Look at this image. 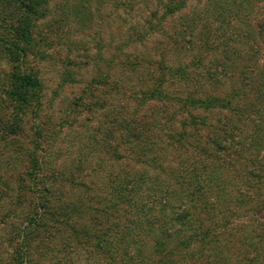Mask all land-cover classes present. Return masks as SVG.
<instances>
[{"label":"rangeland","instance_id":"374dc122","mask_svg":"<svg viewBox=\"0 0 264 264\" xmlns=\"http://www.w3.org/2000/svg\"><path fill=\"white\" fill-rule=\"evenodd\" d=\"M27 46L22 66L36 77L39 104L23 113L5 96L12 64L0 52V119L12 127L0 130V264L14 231L8 222L27 209L14 190L36 163L41 176L72 174L85 183L87 191L62 186L68 202L106 212L131 236L104 249L77 247L68 261L35 257L32 264H264V149L234 147L262 108L255 99L264 97V0H50ZM191 95L222 103L183 105ZM190 116L202 122L198 136L181 146L165 140ZM231 127L227 152L239 162L214 167L226 158L208 139ZM132 131L142 138L132 141ZM151 156L156 170L144 163ZM199 162L208 193H197L193 208L165 210L186 213V225L150 226L172 192L184 190L179 185L195 193ZM137 169L139 190L129 184L116 199L114 182Z\"/></svg>","mask_w":264,"mask_h":264},{"label":"trees","instance_id":"16d2710c","mask_svg":"<svg viewBox=\"0 0 264 264\" xmlns=\"http://www.w3.org/2000/svg\"><path fill=\"white\" fill-rule=\"evenodd\" d=\"M49 1L50 0H0V52L12 64L7 76L5 96L10 99L14 110L19 113H23L28 109H33L39 104L37 99L38 83L36 77L32 75L31 72H26L24 70L22 62L29 51L27 45L31 40V32L35 21L45 14ZM183 6V2H181L180 5H173V7L168 5L166 10L168 13H173L177 10H181ZM166 69L171 71L169 72L171 76L174 75V68L171 69L169 67ZM177 71L179 76H187L185 71L181 69ZM207 74L212 75V68L207 70ZM186 100L187 101H185L183 105H192L195 106V108L210 109L215 106H221L220 104L222 103L221 99L210 95H205L201 99L191 95ZM263 100L264 97L255 99L258 103L257 105L259 107L262 106V108H260L257 113V120L251 121L252 131L249 137H243L240 143L238 142L234 145L235 148L239 147V149L245 151L254 150L256 148L264 149ZM199 125H202L201 120L198 118L193 119V117L190 116L187 123H182V128L184 130L181 131V133L169 131V135L166 134L164 138L165 140L171 139V142L178 146H181V144L187 145L186 139L198 136L197 134L200 132ZM0 130H6L8 132L12 130V127L3 119H0ZM233 131L234 127H231L230 130L227 128L224 133L216 134L212 136V139H208L211 146L216 151L222 153L224 158H226L225 160L220 159L217 161L216 164L219 165H215L214 167L231 165L232 160L239 162V157L236 156L237 154L233 157L232 153L228 154L227 152V149L232 148L230 140L235 136ZM238 132L242 131L239 129ZM128 134L131 139L134 137L132 141H137L142 138V136H136L135 131ZM143 138V140L147 141V137ZM141 142L143 141L141 140ZM171 146L172 144H170V147ZM113 154H115V150ZM139 163L141 162L139 161ZM144 163L147 166L151 165V167L156 170L158 169L159 160L151 156L147 160L145 159ZM195 165L193 166V171L196 173L194 175L197 176H193V179L198 184L195 193H192L191 189H189V191H184L187 190V187L183 184L179 185V189L184 188L183 191L178 190L179 195L177 192H172L173 195L169 196V192H166L164 194L165 197L169 196V199L172 197V201L170 199L171 204L167 202V205H162L164 211L163 215L159 219L152 220L149 223L150 226L155 225L157 227H162L171 225L172 221L175 222L179 228L186 225V222L190 219L186 213L184 214L183 212L182 214L180 212L173 217L171 213L168 215L165 214V210L170 212L176 208H182L185 211L188 204H192L189 205V207L193 208L191 206H194L196 194L202 193L203 189L201 188L205 181V176L203 174L205 164L199 162ZM38 170L37 163L36 165H32L29 171L23 173L26 179H20V185L14 190L18 204L25 203L23 200L25 197L27 198L25 203L27 209L24 214H20L19 218H15L13 221L8 222V224L12 225L11 228L14 231L10 232V237L6 240L10 248L8 255H6V264H32L35 257H51L53 259L58 258L59 260L68 261L76 254L74 250L77 247L89 246L92 242L93 248L104 249L105 246L111 247L114 242H120L123 236H131L130 233L123 231L126 227L125 225L115 222L114 220L111 222L108 221L109 217L106 215V212L102 213L95 208L81 204V202H78V204L68 202L65 198V193L61 190L62 186L65 185L70 190L73 188H83L87 191L88 188L85 183H75L72 174L71 180L66 179L63 174L41 176V174L37 172ZM198 170L203 173L200 172L197 174ZM140 172L139 169L134 170L131 175H128L125 179L114 182L113 193L116 195V199H123L125 195H127L123 192L129 184H131V190H134L135 193L139 190L138 184L144 179V175L140 174ZM246 174L252 176L249 169L248 172L246 171ZM150 190L149 196L155 197L157 190L153 188ZM204 192L208 193V189L203 191V193ZM141 210L140 206L137 213ZM101 215L104 217L102 220L100 219ZM85 217L88 218L86 225L80 221ZM209 220H211V218H209ZM127 222L132 224L134 221L129 220ZM136 222L139 223L138 220ZM200 226L203 227V225ZM208 227H205V230H212L214 228L213 224L208 225ZM161 243L162 241H157L155 239L153 241L154 248L160 246Z\"/></svg>","mask_w":264,"mask_h":264}]
</instances>
